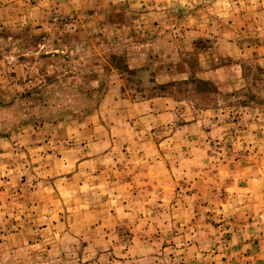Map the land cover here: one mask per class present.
<instances>
[{"label": "rangeland", "instance_id": "1", "mask_svg": "<svg viewBox=\"0 0 264 264\" xmlns=\"http://www.w3.org/2000/svg\"><path fill=\"white\" fill-rule=\"evenodd\" d=\"M0 264H264V0H0Z\"/></svg>", "mask_w": 264, "mask_h": 264}]
</instances>
